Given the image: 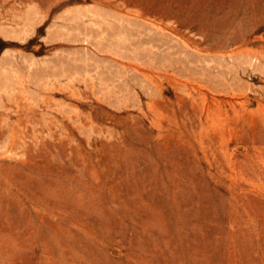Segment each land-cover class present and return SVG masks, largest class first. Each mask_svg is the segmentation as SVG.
Instances as JSON below:
<instances>
[{
    "label": "rangeland",
    "instance_id": "obj_1",
    "mask_svg": "<svg viewBox=\"0 0 264 264\" xmlns=\"http://www.w3.org/2000/svg\"><path fill=\"white\" fill-rule=\"evenodd\" d=\"M0 264H264V0H0Z\"/></svg>",
    "mask_w": 264,
    "mask_h": 264
}]
</instances>
